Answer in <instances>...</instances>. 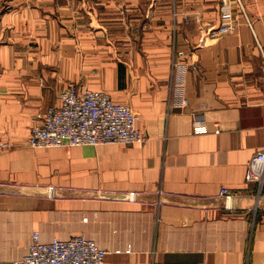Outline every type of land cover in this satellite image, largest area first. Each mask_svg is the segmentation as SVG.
Segmentation results:
<instances>
[{"label":"crops","instance_id":"crops-1","mask_svg":"<svg viewBox=\"0 0 264 264\" xmlns=\"http://www.w3.org/2000/svg\"><path fill=\"white\" fill-rule=\"evenodd\" d=\"M225 2L236 30L204 36ZM241 2L0 0V264L33 230L82 233L101 264H264V181L244 178L264 147V0ZM69 82L128 103L145 139L30 145Z\"/></svg>","mask_w":264,"mask_h":264},{"label":"built area","instance_id":"built-area-1","mask_svg":"<svg viewBox=\"0 0 264 264\" xmlns=\"http://www.w3.org/2000/svg\"><path fill=\"white\" fill-rule=\"evenodd\" d=\"M235 1L237 6H242L241 0ZM219 18L217 25L206 28L204 36L211 38L236 30L237 19L227 2ZM58 96L61 103L49 105L42 114V121L31 127L30 145L135 143L145 139V133L137 126L138 113L128 103L113 100L106 90L69 82L60 89ZM244 178L257 181L260 192L264 181V147L252 153ZM220 193L224 195L225 207L230 209L232 193L225 186L220 188ZM129 194L134 196L133 192ZM106 251L82 233L44 240L38 230H33L18 264H101Z\"/></svg>","mask_w":264,"mask_h":264},{"label":"water","instance_id":"water-1","mask_svg":"<svg viewBox=\"0 0 264 264\" xmlns=\"http://www.w3.org/2000/svg\"><path fill=\"white\" fill-rule=\"evenodd\" d=\"M48 191H49V193L51 192V188H50V187H49ZM129 196H130V195H129Z\"/></svg>","mask_w":264,"mask_h":264}]
</instances>
